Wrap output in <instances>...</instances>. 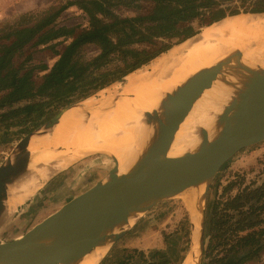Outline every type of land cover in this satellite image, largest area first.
<instances>
[{"label": "trees", "instance_id": "1", "mask_svg": "<svg viewBox=\"0 0 264 264\" xmlns=\"http://www.w3.org/2000/svg\"><path fill=\"white\" fill-rule=\"evenodd\" d=\"M232 2L69 0L45 12L31 25L0 30V43L5 42L0 45V143L11 129H15L17 135L33 132L61 110L92 97L149 64L174 45L197 35L200 31L191 26L195 20L207 19L208 26L241 12L264 13V0H255L251 9L243 11ZM141 4H147L148 10L130 17L116 13V9L121 7L138 10ZM70 7H76L86 16L88 30L74 36L61 52L54 50L56 61L41 82L34 86L33 69L23 70L22 65L15 66L13 61L28 46L47 45L72 34L73 28L55 25ZM86 47L95 48L96 55L84 59L82 53ZM250 202H256L258 207L253 208L252 204L249 207ZM226 207L237 213L239 211L243 217L235 229L238 232L235 246L213 255L217 250L216 242L220 241L215 227L217 223L212 217L217 210L214 206L208 230L211 234L215 231L216 235L209 238L200 264H246L264 248L263 222H249L250 216L257 210H264V182L244 196L231 199ZM245 209L247 211H243ZM183 225L185 229L182 233L174 232L164 237V251L121 249L109 254L100 264H181L190 244L188 217ZM261 241L263 244H260Z\"/></svg>", "mask_w": 264, "mask_h": 264}, {"label": "water", "instance_id": "2", "mask_svg": "<svg viewBox=\"0 0 264 264\" xmlns=\"http://www.w3.org/2000/svg\"><path fill=\"white\" fill-rule=\"evenodd\" d=\"M232 58L229 56L198 72L172 94H167L160 104V113L153 111L143 115L145 125H154V133L128 173L119 175L114 161L115 166L103 181L77 195L16 239L1 242L0 264L76 263L101 241L107 240L109 245L115 243L130 227L131 217L135 222L164 201L176 197L184 199L185 195L202 190L199 239L192 237L195 226L187 209L190 244L181 263L190 258V263L197 260L195 264H200L204 249V204L211 182L239 151L264 141V68H240L247 76L246 83L231 95L216 117L221 130L214 139L210 140L205 129L198 128L199 145L194 151L165 158L159 165L155 161L158 150L159 154H167L193 105L212 88ZM72 107L61 110L25 135L0 165V215L8 186L25 173L29 165L17 161L18 153L27 149L32 135L52 129ZM116 230L119 231L114 233Z\"/></svg>", "mask_w": 264, "mask_h": 264}, {"label": "bare ground", "instance_id": "3", "mask_svg": "<svg viewBox=\"0 0 264 264\" xmlns=\"http://www.w3.org/2000/svg\"><path fill=\"white\" fill-rule=\"evenodd\" d=\"M229 56L233 57L231 62L224 66L212 88L193 105L167 154H159L158 150L155 162L159 165L165 158L194 151L199 145L198 128L205 129L210 140L214 139L221 130L216 117L231 95L246 83L247 76L240 68H264V13H242L209 24L198 35L152 60L149 70H142V66L124 77V85L101 90L98 99L89 97L76 104L46 133L32 135L27 149L17 155V161L29 165L25 173L8 186L6 215L16 201V191L23 184L27 190L36 179L54 175L85 155H106L115 161L119 175L128 173L154 133V125H145L143 115L153 111L160 113V104L167 94ZM183 200L195 226L192 237L199 239L202 190L185 195ZM132 218L129 225L134 222ZM197 245L198 242L195 248L198 258ZM109 246V241H101L73 264H99ZM196 261L190 263L187 258L184 264Z\"/></svg>", "mask_w": 264, "mask_h": 264}, {"label": "rangeland", "instance_id": "4", "mask_svg": "<svg viewBox=\"0 0 264 264\" xmlns=\"http://www.w3.org/2000/svg\"><path fill=\"white\" fill-rule=\"evenodd\" d=\"M67 1L69 0H0V30L8 27L31 25L45 12L52 8H57ZM254 1L233 0L232 4L239 8L240 11H243L244 9H251ZM140 6L141 8L138 10L135 7L117 8L116 13L122 17H130L136 13H143L148 10L147 4H141ZM24 16L28 18L25 19L23 18ZM207 23V19H198L193 21L191 26L201 32ZM55 25L73 28L74 32L47 45L28 46L24 48L22 55L17 56L13 61L15 66L22 65L23 70L33 69L32 81L34 86L41 82L56 61L57 56L54 50L61 52L74 36L88 30L86 16L76 7H70L63 12ZM3 43H0V45ZM96 53L95 48L86 47L82 56L84 59H90ZM149 67L150 64L141 69L149 70ZM125 82L124 78L108 88L112 90L124 85ZM101 92L96 93L92 98L98 99ZM15 131V129H11L0 143V165L7 157L11 156L17 143L25 136L17 135ZM114 166V160L106 155L88 154L80 157L54 175L36 179L27 190L22 183L23 187L16 191V201L7 215L4 203V210L0 215V243L12 241L39 223L55 209L54 203L64 196V193H67L70 188L72 190L75 189L73 194L83 192L89 186L103 181ZM49 180L50 184L45 186ZM263 182L264 141L242 149L223 165L206 193L204 204V248L207 246L209 238H212V235H216L215 231L211 234L208 230V223L214 206H217V210H215V214L212 217L217 223L215 227L220 236V241L215 240L218 244L217 250L213 252V255L235 246V237L238 235L235 229L243 217L239 211L237 213V211L227 209L226 204L238 195L244 196L248 191L262 185ZM251 204L254 205L253 208L258 207L256 202H250L248 206L250 207ZM186 208L184 200L180 197L158 204L149 212L139 216L126 232L109 246L102 260L109 254L121 249H137L145 252L166 250L164 237L173 235L174 232L182 233L185 229L183 223H185V218L188 217ZM250 220L252 222L262 221L261 227L263 228L264 210H257L254 215L250 216L249 222ZM260 244H263V241ZM246 264H264V248L256 258Z\"/></svg>", "mask_w": 264, "mask_h": 264}, {"label": "crops", "instance_id": "5", "mask_svg": "<svg viewBox=\"0 0 264 264\" xmlns=\"http://www.w3.org/2000/svg\"><path fill=\"white\" fill-rule=\"evenodd\" d=\"M51 180V179H50ZM50 180L48 181V183H46L45 184V186L46 185H48V184H50L49 182H50ZM97 183H99V182H97ZM97 183H95V184H97ZM95 184H93V185H91V186H89L86 190H88V189H90L91 187H93ZM86 190H84L83 192H85ZM74 191H75V189L74 190H72L71 188H70V190H68V192L67 193H64V196H62L58 201H56L55 203H54V208L55 209H53L52 210V212L51 213H49L47 216H49L50 214H52V213H54L57 209H59L62 205H64L65 203H67L68 201H70L71 199H73L74 197H76L77 195H79V194H81V193H83V192H80V193H78V194H73L74 193ZM70 196V197H69ZM67 198H68V200H67ZM17 209V208H16ZM186 210H187V208H186ZM188 212V211H187ZM188 214V213H187ZM46 216V217H47ZM45 217V218H46ZM43 220V219H42ZM16 239V238H15ZM14 240V239H13Z\"/></svg>", "mask_w": 264, "mask_h": 264}]
</instances>
